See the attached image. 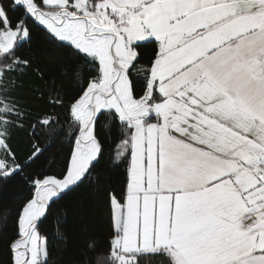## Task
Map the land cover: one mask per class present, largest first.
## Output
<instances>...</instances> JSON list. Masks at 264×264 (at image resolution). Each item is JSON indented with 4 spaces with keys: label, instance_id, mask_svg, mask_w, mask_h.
<instances>
[{
    "label": "snow or ice",
    "instance_id": "6c2138e0",
    "mask_svg": "<svg viewBox=\"0 0 264 264\" xmlns=\"http://www.w3.org/2000/svg\"><path fill=\"white\" fill-rule=\"evenodd\" d=\"M34 32L90 75L66 109L53 82L49 103L66 116H37L21 158L13 132L28 114L7 85L46 76L20 52ZM103 116L122 127L127 179L123 201L109 196V251L95 264H264V0H0V180L27 190L9 264H50L44 226L92 178ZM50 132L71 144L62 171L29 173Z\"/></svg>",
    "mask_w": 264,
    "mask_h": 264
},
{
    "label": "trees",
    "instance_id": "16d2710c",
    "mask_svg": "<svg viewBox=\"0 0 264 264\" xmlns=\"http://www.w3.org/2000/svg\"><path fill=\"white\" fill-rule=\"evenodd\" d=\"M20 52L28 54L46 73L41 78L39 73L29 71L14 81V87L12 84L7 85L12 98L28 114L24 129L13 132V145L17 154L24 158L30 146L29 125L35 118L44 113H58L63 122L66 116L63 109L53 108L49 103L53 95V82L57 89L68 96L64 101L66 109L71 98L78 95L80 87L85 85L81 77L89 76L90 70L71 49L57 47L47 41L42 33L34 32L32 41L21 47ZM134 78L139 83L143 75L134 73ZM97 129L103 141L104 153L92 178L59 200L44 226L43 231L50 244V264H95L98 255H108L111 238L109 196L114 192L123 201L127 161L119 166L115 163L119 144L124 139L121 125L113 118L103 116L98 121ZM46 143H50V147L29 173L43 169L48 174L58 175L62 171L63 162L70 155L69 140L63 135L55 137L50 132ZM53 158L56 163L48 166L47 162ZM26 195L25 183L19 177L11 182L0 180V264H9L8 243L16 235L15 217L23 203L21 197ZM58 216L63 220L62 231L59 232L56 228ZM144 264H155V261L149 258Z\"/></svg>",
    "mask_w": 264,
    "mask_h": 264
},
{
    "label": "rangeland",
    "instance_id": "374dc122",
    "mask_svg": "<svg viewBox=\"0 0 264 264\" xmlns=\"http://www.w3.org/2000/svg\"><path fill=\"white\" fill-rule=\"evenodd\" d=\"M119 147H120V150L117 151V154L123 151V145H122V142H120Z\"/></svg>",
    "mask_w": 264,
    "mask_h": 264
}]
</instances>
